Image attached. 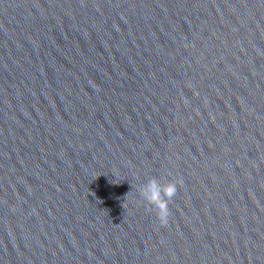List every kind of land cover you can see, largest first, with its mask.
I'll use <instances>...</instances> for the list:
<instances>
[{"label":"water","instance_id":"obj_1","mask_svg":"<svg viewBox=\"0 0 264 264\" xmlns=\"http://www.w3.org/2000/svg\"><path fill=\"white\" fill-rule=\"evenodd\" d=\"M0 264H264V0H0Z\"/></svg>","mask_w":264,"mask_h":264},{"label":"clouds","instance_id":"obj_2","mask_svg":"<svg viewBox=\"0 0 264 264\" xmlns=\"http://www.w3.org/2000/svg\"><path fill=\"white\" fill-rule=\"evenodd\" d=\"M178 183L179 181H175L174 183L170 184L168 186V196L170 198V202L172 201L173 197L176 195L177 190H178ZM153 197L152 199L157 203V207H160L159 202L156 201V191H155V183L153 182ZM160 223L162 225H166L168 222V217L170 215V210L167 206V204H165L163 207H160V210L156 213Z\"/></svg>","mask_w":264,"mask_h":264}]
</instances>
